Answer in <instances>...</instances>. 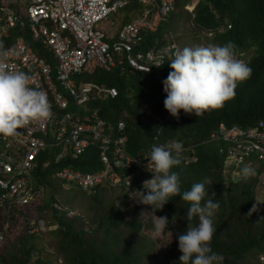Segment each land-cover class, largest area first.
I'll use <instances>...</instances> for the list:
<instances>
[{
    "label": "trees",
    "instance_id": "16d2710c",
    "mask_svg": "<svg viewBox=\"0 0 264 264\" xmlns=\"http://www.w3.org/2000/svg\"><path fill=\"white\" fill-rule=\"evenodd\" d=\"M141 8L136 0H130L118 10L119 24L140 15ZM192 14L190 22L197 31H214L211 37H206L210 43L224 45L231 41L236 46L237 56L248 54L245 62L251 67L252 76L238 85L235 98L226 102L222 109L205 112L200 117L186 115L181 110L179 120L169 114L160 127L140 112L142 103L146 101L154 103L160 116L168 112L163 103L166 93L162 81L172 71L169 66L172 49L165 53L164 64L159 68L152 67L148 73L127 68L107 72L96 69L87 78L116 89L115 97L96 103L99 115L106 121L112 125L118 120L123 122L122 133L126 137L128 152L148 151L151 144L160 145L170 138L179 140L187 147L182 163L173 171L179 173L181 193L190 190L194 183L211 181L205 187L210 195L212 192L216 194L214 200L220 204L213 217L216 233L212 249L223 255L222 264H260L257 257L264 254V179L261 178L264 164L260 167L249 164L255 168L256 175L248 181L237 182L224 165V153L219 151L222 144L207 142L205 138L220 122L241 126L251 125L258 120L264 123V0H198ZM176 18L172 10L160 21L155 31H141L134 50L158 49L174 42L168 33L174 30ZM222 25L229 26L217 32ZM6 33L5 37H0L5 47L17 37H22L38 56L54 65L49 49L40 40L31 38L26 23L16 24ZM154 136L157 139L155 142ZM52 152V148H49L35 160L33 179L36 185L43 188L41 198L24 207L25 210L15 207L13 211L20 216L28 207L38 213L47 210V225H55L46 231V237L53 244L54 261L59 260L60 264H179L182 253L178 249V234H183L187 227L188 202L176 196L162 210L155 211L159 217L169 219L172 232L171 242L159 255L153 240L141 231L143 219L139 215L151 211L150 206L134 208L121 195L123 204L125 202L132 209L131 215L125 217L114 199L103 198L105 188L99 186L84 193L91 202L87 217L78 212L70 213L72 210L67 206L71 202L70 197L57 198L63 187L54 181V170L64 166L81 170L99 168L94 147H88L74 159L66 157L59 162L53 161ZM47 159V166L41 167V162ZM241 166L244 167L240 165L236 170L239 171ZM259 191H263L261 199L257 194ZM53 202L61 207L54 208ZM146 214L150 217L153 213ZM4 218L0 215V225ZM192 223L197 221L194 219ZM34 238L23 232L11 249L0 247V264H52L49 258L41 255L44 247H37ZM32 254L35 255L31 260Z\"/></svg>",
    "mask_w": 264,
    "mask_h": 264
},
{
    "label": "built area",
    "instance_id": "2783aa9c",
    "mask_svg": "<svg viewBox=\"0 0 264 264\" xmlns=\"http://www.w3.org/2000/svg\"><path fill=\"white\" fill-rule=\"evenodd\" d=\"M130 0H0V37L8 28L26 23L32 39L40 40L52 54V66L38 56L22 37L6 47L10 52L9 70L24 71L32 79V86L46 92L54 113L49 121L35 122L15 137L0 136V215H9L15 207L28 206L41 198L43 188L36 185L33 170L37 156L52 148L54 162L74 159L88 147L97 151L99 168L81 170L68 166L54 170L53 177L74 184L80 189L104 187L118 189L127 204L142 209L144 205L130 199L134 189H142L151 179L152 165L149 151L130 153L126 149L124 124H111L99 115L96 102L116 95V89L92 80L76 83L70 75H91L94 70L111 71L125 68L148 73L172 49L134 50L141 31L153 32L161 20L174 9L177 0H136L142 7L140 15L132 16L114 31L107 33L97 24L108 15H116ZM198 0H188L184 7L190 11ZM110 26L114 24L109 21ZM221 26L218 32L226 29ZM207 36L213 32L202 30ZM149 70V71H148ZM69 100L72 102L70 105ZM95 103V104H93ZM140 112L163 123L152 102H143ZM209 140L222 142L225 165L234 169L249 159L264 161V124L262 121L242 127L219 123L209 134ZM177 141L170 139L165 146ZM135 161V162H132ZM131 162V163H130ZM49 160L41 162L46 167ZM125 177H131L127 188ZM59 209L61 205L53 202ZM70 213H73L70 211ZM8 228L7 216L0 225V241ZM50 228L35 218L27 231L43 233ZM258 262L264 264V254Z\"/></svg>",
    "mask_w": 264,
    "mask_h": 264
},
{
    "label": "clouds",
    "instance_id": "9594fccd",
    "mask_svg": "<svg viewBox=\"0 0 264 264\" xmlns=\"http://www.w3.org/2000/svg\"><path fill=\"white\" fill-rule=\"evenodd\" d=\"M193 8L188 12H191ZM200 32L202 33V30ZM202 34L206 37L213 35ZM173 45V54L169 56V66L172 71L162 81L163 91L166 93L163 103L168 112L163 117L160 116L153 103L155 112L163 118L160 126L168 119L169 114L179 120L181 110L186 115L195 114L196 117H200L205 112L222 109L226 102L235 98L238 85L252 76L251 67L238 58L236 46L231 41L224 45L209 44L194 48L184 47L182 50H177L175 43ZM9 57V50L4 42L0 41V136L6 138L18 136L21 134L18 129H25L35 122L49 121L54 115L46 92L32 86L33 78L24 71L9 70ZM163 64L164 59L161 57L155 66L159 68ZM153 122L156 124L154 120ZM160 126L157 125V127ZM210 132L205 141L219 142L208 139ZM156 140L154 136L153 142ZM166 141L160 145L154 143L150 145L149 162L152 165L153 177L143 182L142 189H134L128 193L129 197L136 203L151 207V211L145 212L153 213L155 234L170 235L171 241L172 233L166 231L170 223L169 219L166 216L157 217L154 212L162 210L173 197L180 196L183 201L190 204V207L187 210V227L183 234H178V249L182 253L179 264H222L223 255L212 249V240L216 233L213 217L220 204L214 200L216 194L212 192L210 195L205 187L211 181L194 183L190 190L181 193L180 176L173 169L182 163V156L186 155L184 151L187 147L179 140L165 146ZM219 151H222V146ZM253 161L262 160L249 159L248 163L246 161L240 164L244 167L237 171L240 165L235 169L225 165L224 155V165L229 168V173L236 177L237 182L248 181L256 175L255 168L249 165ZM125 180L129 188L131 177H125ZM120 195H122L121 192ZM145 212H141V216ZM194 219L197 221L195 224L192 223ZM46 226L51 228V225Z\"/></svg>",
    "mask_w": 264,
    "mask_h": 264
},
{
    "label": "rangeland",
    "instance_id": "374dc122",
    "mask_svg": "<svg viewBox=\"0 0 264 264\" xmlns=\"http://www.w3.org/2000/svg\"><path fill=\"white\" fill-rule=\"evenodd\" d=\"M188 0H177L174 9L173 14L177 16V18L174 20V30L170 33H168V36L174 41L173 43L176 44L177 50H182L184 47H197V46H207L210 43L206 36H204L200 31H197L196 28L191 24V12H188V10L185 9L184 3ZM120 16V13L116 14L115 16L113 14L108 15L100 24L102 25L105 23L104 28H115L118 23L115 24V20H118V17ZM131 18V17H130ZM108 21H113L114 24L110 26ZM108 23V24H106ZM99 27V23L97 24ZM101 28V27H100ZM103 29V27L101 28ZM238 56L239 59L245 61L248 54L241 53ZM53 64L55 63L53 59ZM71 79H73L76 83L81 81L90 80L86 78V75H70ZM70 105H72V102L69 100ZM264 162L262 161H253L252 165L253 167H260ZM242 167V166H241ZM261 178L264 179V169L261 173ZM54 181L63 189L60 190V195H57V198L61 200L60 197L68 196L71 199V202L67 205L71 210L75 213L78 212L82 214L83 216H87L89 214L88 206L91 204L90 200L87 199L85 196L86 189H80L76 187L74 184L69 182H61L56 179ZM103 198L105 200L114 199L118 206L121 208L122 213L125 217H129L130 211L132 210L125 202L123 204V197L120 195V192L118 189H104L103 191ZM259 198L261 195H263V191H259L257 193ZM261 199V198H260ZM261 201V200H260ZM123 205V206H122ZM21 210H25V208L20 207ZM47 210L43 211L42 213L35 212L32 207H28L25 213L22 215H18L15 211L12 209V213L7 216V224L8 228L4 232V237L0 241V247L4 248L5 250L11 249L12 245L17 242V239L22 235L23 232H26L30 234L27 229L30 226V223L35 218H41L43 222L47 225L48 222V215H46ZM154 215L159 217L155 212ZM143 219V226L141 231L146 234L148 237H150L153 242L155 243V248L157 253L160 255L163 253V250H165L166 246L169 244L170 241V235L165 236H157L154 231V216L148 217L146 212L141 216ZM49 225V224H48ZM55 225H51V228H54ZM166 231H170V223L168 225V228ZM171 232V231H170ZM172 233V232H171ZM34 238V243L37 247L43 246L44 248L41 251V255L49 258L53 263L52 264H60L59 260L58 262L54 261L53 255H52V243L49 241V239L46 237V232L43 233H31ZM172 240V236H171ZM171 242V241H170ZM35 254H32L31 260L34 258Z\"/></svg>",
    "mask_w": 264,
    "mask_h": 264
},
{
    "label": "crops",
    "instance_id": "0c3cea01",
    "mask_svg": "<svg viewBox=\"0 0 264 264\" xmlns=\"http://www.w3.org/2000/svg\"><path fill=\"white\" fill-rule=\"evenodd\" d=\"M114 16H115V15H114ZM108 23H109V21H108ZM108 23H106V24H108ZM116 23H118V20H115V24H116ZM104 25H105V23H103L102 25L99 23V28H100V27H101V28L103 27V29H102L103 31H105V32H107V33H110V32H112V31H114L115 28L118 29V28L120 27L121 24H117V26H115V28H112V27H111V28H107V27L104 28ZM101 28H100V29H101Z\"/></svg>",
    "mask_w": 264,
    "mask_h": 264
}]
</instances>
